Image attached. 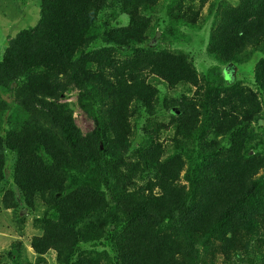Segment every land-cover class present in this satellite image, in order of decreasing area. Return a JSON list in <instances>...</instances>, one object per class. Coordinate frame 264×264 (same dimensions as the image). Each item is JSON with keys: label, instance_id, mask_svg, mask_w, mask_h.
<instances>
[{"label": "trees", "instance_id": "16d2710c", "mask_svg": "<svg viewBox=\"0 0 264 264\" xmlns=\"http://www.w3.org/2000/svg\"><path fill=\"white\" fill-rule=\"evenodd\" d=\"M210 1L38 0L0 60L1 203L22 237L0 264H23L29 213L38 264H264V59L254 90L152 43L176 45ZM209 9L210 57L264 54V0Z\"/></svg>", "mask_w": 264, "mask_h": 264}, {"label": "rangeland", "instance_id": "374dc122", "mask_svg": "<svg viewBox=\"0 0 264 264\" xmlns=\"http://www.w3.org/2000/svg\"><path fill=\"white\" fill-rule=\"evenodd\" d=\"M224 1H227L231 5L235 6L241 0H211L202 11L203 18L200 22V25L192 30L185 29V36L182 38V40L178 41L176 45H171L170 42L163 40H160L158 42L156 39L152 40V43L153 45L159 44L163 48L178 49L187 52L194 60L200 74L205 75L208 74V72L212 69H218L221 73L225 71L230 74L231 80H233L231 84H235V82H241L247 87L258 90L255 87L254 69L256 65L262 59H264L263 53L258 52L248 54V59L244 63L236 65H222L219 61L207 54L209 35L215 21V13L211 14L209 8L211 4L216 5L217 8L221 7ZM160 17H164L163 14ZM39 18L40 8L38 0H0V60H2L3 54L8 47L10 39L16 37L17 34H19L22 30L36 26ZM161 89L163 93H167L166 90H163V88ZM183 92H185L184 88L179 87L177 88V91H169L168 93L179 96ZM77 94V91L71 93L67 97V99H63L62 102L72 105L75 111V118L78 126L82 129L83 133L87 134L93 129V122L88 119L83 114V112L78 109V107H76ZM166 115H168V113H166ZM256 131L261 138H264V120L260 123L259 127H256ZM162 139L166 144L170 145V142H168L169 131L165 133V136H163ZM140 140L141 137L139 134L136 145H139ZM11 164L12 162H9V169L11 167ZM7 181L11 182L10 170L7 173ZM16 194L18 198H20L17 190ZM1 200L2 197L0 193V253H4L5 251L11 249L12 244L17 240H21L22 237L17 232L16 225L12 223V212L3 209ZM23 206L24 205H21V208ZM34 217L35 215L31 213H29V215L27 216L28 223H26L25 225L27 232L25 238L23 239V242L27 245L28 251L27 253H24L25 256L23 259H21L23 264L39 263H37V256L34 254L33 250L30 247V238L34 234L40 233L32 228V220L34 219ZM6 262L8 264H13L12 259L10 258H6ZM45 264H56V254L54 252H50L46 256Z\"/></svg>", "mask_w": 264, "mask_h": 264}]
</instances>
